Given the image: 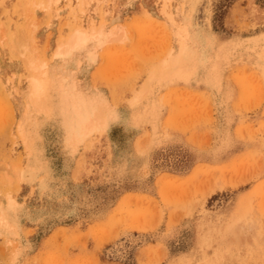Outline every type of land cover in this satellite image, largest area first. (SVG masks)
<instances>
[{"label": "rangeland", "instance_id": "rangeland-1", "mask_svg": "<svg viewBox=\"0 0 264 264\" xmlns=\"http://www.w3.org/2000/svg\"><path fill=\"white\" fill-rule=\"evenodd\" d=\"M0 264H264V0H0Z\"/></svg>", "mask_w": 264, "mask_h": 264}, {"label": "bare ground", "instance_id": "bare-ground-1", "mask_svg": "<svg viewBox=\"0 0 264 264\" xmlns=\"http://www.w3.org/2000/svg\"><path fill=\"white\" fill-rule=\"evenodd\" d=\"M101 35H102V29L100 30V32H97L93 36L92 35L91 36L98 38ZM118 36H119V34H118ZM89 39H90V35L83 32L82 30L80 31L78 29L75 32H73V34L71 36H69L68 39H64L62 42L59 43V46H58L57 51H56V55L57 56H66L73 49L79 48L80 46L87 43L89 41ZM22 41L19 42L21 48L18 47V49L26 51L27 46H28L27 44L29 42L27 43V42H22ZM32 43H34V42H32ZM19 44H18V46H19ZM102 45H103V43H102ZM29 49L32 51V49L30 47H29ZM25 51L23 54L24 57L29 58V56H28L29 54L27 56H25ZM28 52L30 54H32L30 51H28ZM190 55L191 54L189 52H187V50H185V46L182 44V47L180 50V55L177 58L171 57L170 59H165L164 61H162V63L158 67L157 71L155 72V77L166 78L170 73L175 72L180 66L184 65L186 63V61L189 59ZM33 60L34 59H28V65L29 66H31L35 62V60L34 61ZM37 87H38V85H37ZM38 92L39 91L36 90V92H35L36 94L33 98L35 100L36 104H38L36 102V100L39 99V93ZM42 93H44V92H42ZM65 98H68V97H65ZM69 98L71 99V101L68 102ZM69 98L67 99V103L65 102L66 103V106L64 108V114L65 115L64 114L63 115L66 117L65 119L67 122L66 123L67 129L72 136L78 138L81 135H85L89 130L91 131L92 129H95L97 127H101L102 125L105 126L106 123H105V120L102 116L103 114H102V112H100V113L98 112V107L90 106V104H88L84 98L77 96V95L69 96ZM44 99H45V97H44ZM46 108H48V106Z\"/></svg>", "mask_w": 264, "mask_h": 264}]
</instances>
